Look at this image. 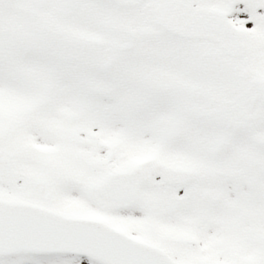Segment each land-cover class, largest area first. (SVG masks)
Masks as SVG:
<instances>
[{"label": "snow or ice", "instance_id": "6c2138e0", "mask_svg": "<svg viewBox=\"0 0 264 264\" xmlns=\"http://www.w3.org/2000/svg\"><path fill=\"white\" fill-rule=\"evenodd\" d=\"M0 264H264V0H0Z\"/></svg>", "mask_w": 264, "mask_h": 264}]
</instances>
